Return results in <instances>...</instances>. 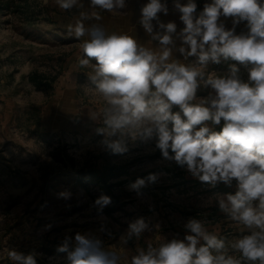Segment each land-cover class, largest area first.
<instances>
[{
	"label": "clouds",
	"instance_id": "obj_1",
	"mask_svg": "<svg viewBox=\"0 0 264 264\" xmlns=\"http://www.w3.org/2000/svg\"><path fill=\"white\" fill-rule=\"evenodd\" d=\"M55 2L65 11L83 8L82 0ZM90 7L93 11L79 12L68 33L80 42V67L90 69L86 73L90 88L100 101L90 116L100 125L97 133L107 150L126 153V138L155 140L165 160L185 168L201 183L215 188L236 181L234 194L217 195L216 202L219 211L239 226L240 236L226 241L201 219L191 218L184 225L183 239L162 238L137 247L129 264H264V0H212L198 15L195 0L183 4L174 0L184 25L179 32L175 22L159 20V13L168 14L167 5L148 0L139 23L158 47L145 46L126 32H109L99 23L97 8L116 14L126 7L125 0H90ZM228 19L231 28L226 27ZM91 20L97 23H86ZM242 22L247 31L237 34ZM173 49L185 59L196 57V62L182 63L173 57ZM222 60L243 65L247 80L241 79L236 64L225 76L206 71L209 62ZM201 86L211 91L198 98ZM157 179L149 174L130 187L139 190ZM110 204L106 195L95 201L100 211ZM148 230L142 217L130 222L115 249H124ZM57 250L67 254L68 264L122 261L118 250L106 248L89 233L65 237ZM8 259L12 264H37L34 253L15 249L8 251Z\"/></svg>",
	"mask_w": 264,
	"mask_h": 264
},
{
	"label": "rangeland",
	"instance_id": "obj_2",
	"mask_svg": "<svg viewBox=\"0 0 264 264\" xmlns=\"http://www.w3.org/2000/svg\"><path fill=\"white\" fill-rule=\"evenodd\" d=\"M195 2L198 15L212 0ZM163 3L176 11L174 0ZM66 12L55 0H0V264H12L10 249L34 253L37 264H68L67 254L57 249L65 237L74 238L78 232L99 237L106 248L121 253V264H129L137 247L162 238L183 239L191 218L201 219L226 241L240 236L239 226L216 202L217 195L234 194L235 180L230 187L203 184L165 160L155 140L126 138V153L107 150L97 133L100 125L90 116L100 104L90 88V69L80 67V42L61 21ZM225 23L232 27L230 19ZM183 27L180 20L179 31ZM244 31L246 22L236 27L237 34ZM173 51L182 63L196 62V57L185 59ZM232 64L246 81L247 69L232 60L209 62L206 71L225 76ZM34 72L44 76L46 89L33 84ZM210 91L201 86L197 97ZM107 171L111 193L88 179L91 172L101 176ZM149 174L157 175L155 183L139 190L130 187ZM62 192L70 195L63 198ZM101 195L111 198L102 211L95 206ZM141 217L149 230L139 240H129L124 249H115L129 223Z\"/></svg>",
	"mask_w": 264,
	"mask_h": 264
},
{
	"label": "crops",
	"instance_id": "obj_3",
	"mask_svg": "<svg viewBox=\"0 0 264 264\" xmlns=\"http://www.w3.org/2000/svg\"><path fill=\"white\" fill-rule=\"evenodd\" d=\"M167 0H161L165 2ZM82 9L68 10L63 15V26L68 29V25L73 24L79 16L80 11L91 12L93 9L90 7V0H82ZM126 7L119 9L116 14L108 12L107 10L96 11L102 16V20L99 23L103 24L105 28L111 31L126 32L132 35L137 41L145 46L158 47L157 41H152L151 37L145 32L142 25L139 23L141 18V7L148 3V0H125ZM159 20L163 23L175 22L177 25V32H179L178 26L180 24V16L177 11L168 9V14L159 13ZM86 23H97L95 20L86 21ZM154 28H158L157 22L153 21ZM177 47H179L178 40L176 41ZM174 50V49H173ZM174 52V51H173Z\"/></svg>",
	"mask_w": 264,
	"mask_h": 264
},
{
	"label": "trees",
	"instance_id": "obj_4",
	"mask_svg": "<svg viewBox=\"0 0 264 264\" xmlns=\"http://www.w3.org/2000/svg\"><path fill=\"white\" fill-rule=\"evenodd\" d=\"M42 78H44V76L41 73L38 72H34L31 74L30 79L33 82V84L37 87V88H42V89H46L47 87L42 83ZM49 88H51V85H48ZM109 174L110 172H104L101 176H98L96 173L91 172L90 176L88 177L89 180H96V182L100 183L102 188L107 192V193H111V184L108 183V178H109ZM82 180V179H80ZM110 196H113V194H110ZM113 198H115L113 196ZM116 199V198H115Z\"/></svg>",
	"mask_w": 264,
	"mask_h": 264
}]
</instances>
